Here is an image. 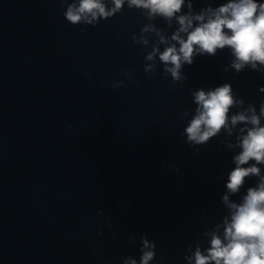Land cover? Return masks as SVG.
I'll use <instances>...</instances> for the list:
<instances>
[{
	"label": "water",
	"instance_id": "95a60500",
	"mask_svg": "<svg viewBox=\"0 0 264 264\" xmlns=\"http://www.w3.org/2000/svg\"><path fill=\"white\" fill-rule=\"evenodd\" d=\"M72 2L0 0V264H139L141 237L156 246L149 264H194L186 257L206 254L213 232L223 237V196L241 203L260 177L235 194L226 188L250 124L187 142L192 93L230 83L244 103L229 117L249 104L259 115L264 74L237 73L226 47L196 55L182 66L187 79L173 81L159 53L176 43L175 18L125 4L95 26L73 25L64 16ZM227 2L191 0L189 9L185 0L177 15Z\"/></svg>",
	"mask_w": 264,
	"mask_h": 264
},
{
	"label": "clouds",
	"instance_id": "9594fccd",
	"mask_svg": "<svg viewBox=\"0 0 264 264\" xmlns=\"http://www.w3.org/2000/svg\"><path fill=\"white\" fill-rule=\"evenodd\" d=\"M64 2L62 0V6ZM111 3L113 6L108 8L105 0H73L68 4L64 16L73 25L95 26L101 19H108L120 12L127 4L129 9L147 10L150 19L160 16L170 22L175 18L179 28L171 39L176 43L159 53L165 72L171 74L173 81L187 79L181 75L182 66L191 65L196 55L214 56L218 50L226 47L231 49L234 56L231 68L237 73L250 66L252 70L264 74V67H258L264 66V2L261 0H228L215 9L207 7L195 15L191 12L177 15L181 13L185 0H111ZM188 8H192L191 0ZM142 31L157 30L145 26ZM181 33H185L186 37H182ZM160 42L166 43L165 37L160 36ZM143 43L147 44V40H143ZM158 51L154 48L146 59L152 60ZM151 67L147 66L144 71H149ZM111 87L115 89L117 85ZM192 95L197 108L184 129L187 142L204 144L221 130H227L231 135V128L238 123L250 124L246 134L238 137L241 151L233 158L236 166L228 175L226 188L229 193L235 194L244 185L246 177L259 176L260 181L256 187L247 189L239 204L230 202L228 195L223 196V202L231 211L230 220H224L223 237L213 232L206 254L197 247L194 256L186 259L194 260V264H264V176L260 175L261 169L257 166L264 165V126H261L260 119L264 116V101L261 102L259 115L255 107L249 104L246 111L229 117L234 106L244 103L234 96L230 83L208 91L199 89ZM244 131L241 129L242 133ZM250 161L255 163L244 167ZM130 239L134 240V237ZM141 241L139 264H149L156 256L155 243L146 237H141ZM124 264H137V260L127 258Z\"/></svg>",
	"mask_w": 264,
	"mask_h": 264
}]
</instances>
